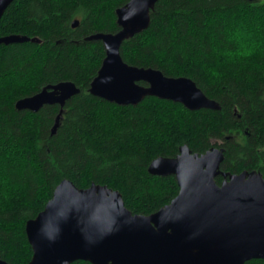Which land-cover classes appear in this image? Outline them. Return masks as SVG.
<instances>
[{
  "label": "trees",
  "instance_id": "trees-1",
  "mask_svg": "<svg viewBox=\"0 0 264 264\" xmlns=\"http://www.w3.org/2000/svg\"><path fill=\"white\" fill-rule=\"evenodd\" d=\"M129 1L15 0L0 19V37L40 41L0 45V259L8 264L30 262L25 224L63 180L106 186L133 215L148 216L179 191L174 176H153L149 165L184 146L198 155L222 149L225 175L264 178V0H159L149 27L120 47L127 65L191 79L218 111L155 97L117 106L88 93L105 52L84 39L118 32L115 11ZM61 82L80 92L55 134L58 106L16 110L17 101Z\"/></svg>",
  "mask_w": 264,
  "mask_h": 264
},
{
  "label": "water",
  "instance_id": "water-1",
  "mask_svg": "<svg viewBox=\"0 0 264 264\" xmlns=\"http://www.w3.org/2000/svg\"><path fill=\"white\" fill-rule=\"evenodd\" d=\"M15 0H0V19ZM159 0H130L115 11L119 31L96 33L105 56L88 93L117 106H136L146 97L181 104L189 111H218L189 78H170L152 68L127 65L120 47L145 31ZM78 21L72 23V28ZM39 43L19 35L0 37V45ZM144 83L146 86H141ZM80 90L71 82L45 86L16 102L18 111L38 112L58 106L56 133L63 108ZM223 150L202 155L181 147L175 158H157L153 176H174L178 195L148 216L133 215L121 194L106 186L79 189L63 180L36 218L25 224L32 251L28 264H245L264 260V178L258 172L221 173ZM218 176L224 178L216 184ZM0 264H8L0 259Z\"/></svg>",
  "mask_w": 264,
  "mask_h": 264
}]
</instances>
